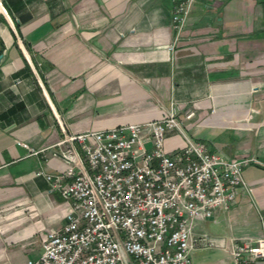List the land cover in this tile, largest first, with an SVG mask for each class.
Masks as SVG:
<instances>
[{"label":"crops","instance_id":"crops-1","mask_svg":"<svg viewBox=\"0 0 264 264\" xmlns=\"http://www.w3.org/2000/svg\"><path fill=\"white\" fill-rule=\"evenodd\" d=\"M0 1V264L37 258L64 223L68 202L38 173L66 167L52 155L63 131L156 119L171 101L195 110L192 137L254 158L230 207L192 223L212 243L190 264H235L264 212V0H196L179 32L171 0Z\"/></svg>","mask_w":264,"mask_h":264},{"label":"built area","instance_id":"built-area-1","mask_svg":"<svg viewBox=\"0 0 264 264\" xmlns=\"http://www.w3.org/2000/svg\"><path fill=\"white\" fill-rule=\"evenodd\" d=\"M195 1L171 0L177 32ZM194 116V109L180 112L171 101L156 119L63 131L52 155L66 167L38 173L69 208L62 226L45 233L42 252L27 264H190L197 245L212 243L208 235L192 236L193 221L230 207L237 188L247 186L242 167L254 159L227 158L192 137L185 120ZM168 131L177 132L182 145L167 149ZM259 222L257 237L233 241L235 264L264 260V212Z\"/></svg>","mask_w":264,"mask_h":264},{"label":"trees","instance_id":"trees-1","mask_svg":"<svg viewBox=\"0 0 264 264\" xmlns=\"http://www.w3.org/2000/svg\"><path fill=\"white\" fill-rule=\"evenodd\" d=\"M0 19H5L3 14H0Z\"/></svg>","mask_w":264,"mask_h":264},{"label":"water","instance_id":"water-1","mask_svg":"<svg viewBox=\"0 0 264 264\" xmlns=\"http://www.w3.org/2000/svg\"><path fill=\"white\" fill-rule=\"evenodd\" d=\"M0 6H2L1 3H0Z\"/></svg>","mask_w":264,"mask_h":264}]
</instances>
